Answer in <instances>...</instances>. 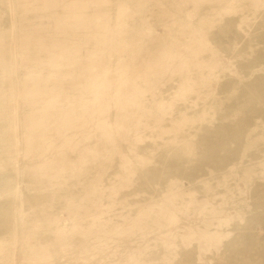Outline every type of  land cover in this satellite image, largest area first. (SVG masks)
Instances as JSON below:
<instances>
[{
  "label": "rangeland",
  "instance_id": "1",
  "mask_svg": "<svg viewBox=\"0 0 264 264\" xmlns=\"http://www.w3.org/2000/svg\"><path fill=\"white\" fill-rule=\"evenodd\" d=\"M0 264H264V0H0Z\"/></svg>",
  "mask_w": 264,
  "mask_h": 264
}]
</instances>
